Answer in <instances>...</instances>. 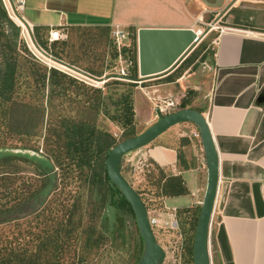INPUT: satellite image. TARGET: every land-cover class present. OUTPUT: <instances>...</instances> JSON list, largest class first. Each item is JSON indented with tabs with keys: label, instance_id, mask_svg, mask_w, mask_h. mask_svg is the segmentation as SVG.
Returning a JSON list of instances; mask_svg holds the SVG:
<instances>
[{
	"label": "crops",
	"instance_id": "1",
	"mask_svg": "<svg viewBox=\"0 0 264 264\" xmlns=\"http://www.w3.org/2000/svg\"><path fill=\"white\" fill-rule=\"evenodd\" d=\"M218 2L209 0L207 6ZM24 16L43 40H49L52 28L66 36L52 45L72 43L69 37L89 30L103 33L106 27L111 33L120 28L138 34L142 27L203 33L198 29L202 0H27ZM213 43L207 68L188 67L168 81L175 68L157 79L163 80L152 92L158 99L175 98L176 87L188 85L200 93L197 106L187 107L207 117L220 157L218 219L211 231L213 264H264V104L257 103L264 88V32L229 27L217 30ZM135 103L138 107L137 98ZM184 123L187 132L175 128L181 124L174 125L146 146L151 164L167 176H181L186 188L181 195L161 197L160 220H168L177 209L199 207L207 188L203 145L188 136L196 126Z\"/></svg>",
	"mask_w": 264,
	"mask_h": 264
},
{
	"label": "trees",
	"instance_id": "2",
	"mask_svg": "<svg viewBox=\"0 0 264 264\" xmlns=\"http://www.w3.org/2000/svg\"><path fill=\"white\" fill-rule=\"evenodd\" d=\"M0 18L6 20L17 31L20 29V26H17L8 15L1 0ZM102 32L108 40L109 28L102 29ZM34 34L36 41L49 54L63 61V57L55 53L48 45V40L43 41L37 33ZM136 40L137 32L135 30L134 44L124 50L127 55L131 52L133 59L137 61L134 72L127 76L132 80H138ZM60 44L69 46L70 42H61ZM21 57L19 52H13L8 56L4 55L0 61V113L3 117V122L0 125L5 126L4 130L12 131L13 135L15 134L13 127L37 128L34 133L28 129L16 131L14 136L19 138L21 134L30 135L31 133L37 136L36 132H38V137L43 139L45 154L38 155L40 157L36 156L40 162H31L35 163V171L42 179V184L26 193H16L15 196H12L13 191L0 192V264H89L91 260L99 256L104 241L118 233L119 237L123 236L126 239L134 236L138 262L143 254L144 240L138 229L131 204L112 182L106 166L109 152L119 141L111 132L95 122L66 115L56 116L53 112L50 113V97L54 94L55 88L61 85L59 87L65 91L68 89L67 82L79 83L76 79L59 72L54 67L48 68L46 65L26 59L30 63L31 75L34 76L41 98L34 102H27L20 98L17 88L22 75L19 68ZM114 57H118L117 51L114 53ZM90 73L93 76L102 75V72L98 73L97 71H90ZM174 77L176 76H169L166 79L171 81ZM96 92L99 93L98 100L96 99L97 106L100 108L105 104V114L123 129L122 141L136 136V112L132 93L121 94L114 102V112L111 113L102 90L97 89ZM46 97L49 100L46 101ZM110 99L113 98L110 97ZM187 104L188 102L183 100L181 108H186ZM30 106L34 107V110L40 111L42 117L34 118L31 114L28 115L29 113L23 116L19 112L12 116L13 111L29 109ZM46 115H48L47 120ZM1 146L7 147V145ZM38 150L39 147L35 148V151ZM18 156L31 157L30 154H25V156L18 154L0 158V174L6 172L3 169L9 164L6 162L7 159ZM155 166L163 173L162 177L156 180L158 181L157 197L161 199V197L185 193L186 188L181 176H167L162 168L158 165ZM56 169L60 170L59 174L64 176L78 173V176L84 179L87 185L89 184L88 192L83 194L77 192V197L73 199V202L64 197L63 192L57 191L59 188L57 182L53 183L51 178L52 174H57ZM3 176L6 175L3 174ZM4 197H7L5 201H3ZM42 197L44 199L40 202L39 209L22 216L18 215L31 200L35 201ZM161 203H163L162 200ZM145 204L149 210L146 202ZM110 205L115 208L117 221L115 232L112 233L103 224ZM161 207L163 208V206ZM181 212L193 225V227L190 225L189 230H185L183 233L185 236L187 234L191 237L189 252L191 263L194 264V231L200 213H195L196 210L191 208L176 210L177 215ZM185 223L187 222L183 224ZM117 237L116 235L114 241L117 240ZM126 239L122 241V244L126 243Z\"/></svg>",
	"mask_w": 264,
	"mask_h": 264
},
{
	"label": "rangeland",
	"instance_id": "3",
	"mask_svg": "<svg viewBox=\"0 0 264 264\" xmlns=\"http://www.w3.org/2000/svg\"><path fill=\"white\" fill-rule=\"evenodd\" d=\"M230 2L226 1L222 6H207V3L205 4V2L202 1L203 17L201 22L198 23V29L203 33L207 31V33L202 41L191 51L188 57L179 64L177 67L179 69L174 73L175 76L184 73L185 69L188 67H190L192 71L198 69L204 70L207 66L205 63L207 56H210L213 51V40L217 30L244 26L252 28V30L264 32V0H237L234 7L215 22L219 14ZM15 24L20 26L18 31L13 26L9 25L6 20L4 21V19L0 18V61H2L4 55L8 56L13 52H19L21 54L22 57L19 68L22 75L19 78L17 88V94L20 98H23V100L27 102H34L41 98L40 92L38 93L37 91L34 76L31 75L32 69L30 68V63H28L27 60L46 65L48 68L54 67L59 72L76 79L74 77L76 74L73 71L53 61H49L48 58L42 56L36 50L37 45L27 29L17 21ZM212 26L215 28L212 29ZM97 33L98 36H96ZM73 38L69 37V39H67L69 41L74 40L69 46H63V44H60L61 42L52 45L49 40L48 45L52 47L55 53L63 57V60L68 62L67 64L74 65L89 73L90 71L102 72V75H94L95 77H90L91 79L81 77L85 81L76 79L79 83L69 81L66 83L68 89L65 91L61 90L59 87L61 85L56 87L54 94L50 97V113L53 112L56 116L66 115L68 117L95 122L100 127L111 132L119 142L122 141L124 137L123 129L105 114V104L100 108L97 106V96L99 95V93L96 92L97 89L102 90L103 95L106 97L107 107L111 110V113L114 112V102L121 94L128 92L132 93L136 112L135 131L137 134L145 131L161 116L169 113L164 112L158 114L156 104H161V106L164 107L170 100V97L158 99L157 94L152 92L153 85H157L159 81L163 80L157 79L164 75L147 78L137 82V84L130 78L120 76L122 67L126 64L125 60L127 58L133 59V55L131 52L127 55L122 51V57H120L119 51L113 42L111 31L108 40L102 33L94 30H89L83 34L79 33V36L77 35ZM127 43L130 46L134 44V34L132 30L129 32ZM116 51L118 52L117 58L114 57ZM49 58L50 60L56 61L51 57ZM135 64L136 63L130 68L129 74L134 72ZM75 71L77 70L75 69ZM67 72H69V74ZM72 74L75 75L72 76ZM198 92L199 91L196 92L188 87V85L185 88L179 85V87L175 89V98L181 103L185 100L190 105L197 106V102L200 99V93ZM110 97L113 99H110ZM135 98H137L138 107L136 106ZM47 100L49 99L46 97V101ZM180 108L181 105L179 106V109ZM18 112L23 116L29 113L28 115L31 114L34 118L42 117L41 112L34 110L32 106H30L29 109L15 110L12 116L19 114ZM47 116L48 115H46V120ZM2 122L3 117L0 113V124ZM180 124L181 125L175 128H181L182 131L188 129V127L184 125L185 123ZM4 127L5 126L0 125V158L18 154H22L23 156H25V154L31 155V157L28 158L18 156L7 159L6 162H9V164L3 169L6 172L0 174V188L4 189H0V192L13 191L12 196H15L16 193H26L42 184V179H40V176L35 171V163L31 162H40L36 156L45 154V152H43V139L38 137V132H36L37 136L33 134L37 129L36 127H13L15 134L16 131H25L27 129L33 132L30 135L21 134L19 138H15V134L13 135L12 131L4 130ZM189 135L190 138L198 139L194 137L192 133H188V136ZM1 145H7V147ZM38 147L39 150L35 151V148ZM146 150L145 146L130 152L124 157L122 163L123 174L140 193L144 202L147 203L149 212L160 222L159 225L153 228L158 242L166 251V259L163 264H192L189 252L191 237L187 234L185 236L183 233V231L189 230L192 224L190 221H187L188 218L182 212L180 213L181 215L175 214L169 216L168 220H160L162 215L159 210L164 209V206L163 203H161V199L156 196L158 190V181L156 180L160 179L163 173L155 165L151 164V159L146 155ZM59 172L60 170H57V174H52L51 178L53 183L57 182L58 184L59 188L57 191L63 192V196L71 199V202L77 197V192H81L82 194L88 192L89 184L87 185L84 179L78 176V173H71L70 175L64 176L59 174ZM3 174L6 176H3ZM3 185L8 187L5 188ZM6 198L7 197H4L3 201H5ZM43 199L42 197L35 201L31 200L18 215L22 216L39 209L41 206L40 202ZM161 206H163V208ZM193 209L196 210L195 213H200L201 205L199 204V207ZM217 219L218 215H216V217L214 216L211 231ZM176 221L178 223L177 226ZM116 222L115 208L110 205L103 220V224L106 225L109 232L112 233L115 232ZM182 222L187 223L183 224ZM118 234H116L118 236L117 240H115L116 242L114 241L116 235L104 241L99 256L91 260L89 264H135L137 262L136 241L134 236L132 235L126 239L123 236L119 237L120 235ZM125 239L126 243L122 244V241Z\"/></svg>",
	"mask_w": 264,
	"mask_h": 264
},
{
	"label": "water",
	"instance_id": "4",
	"mask_svg": "<svg viewBox=\"0 0 264 264\" xmlns=\"http://www.w3.org/2000/svg\"><path fill=\"white\" fill-rule=\"evenodd\" d=\"M202 1L209 3V0ZM236 1L233 0L227 4L215 22L228 13ZM225 2V0H219L215 5L222 6ZM206 33L207 31H204L200 34L193 28H140L137 34L138 80L134 81L140 82L147 78L170 73L188 57ZM257 103L264 104V88ZM184 122H192L198 128L208 168L207 188L201 203L193 241V260L194 264H213L211 222L219 189L220 157L207 117L199 110L188 107L161 116L145 131L116 144L108 154L106 161L108 174L131 204L138 229L144 240L143 254L137 264H163L166 251L158 242L150 221L149 210L143 198L122 172L123 159L128 153L152 143L172 126Z\"/></svg>",
	"mask_w": 264,
	"mask_h": 264
},
{
	"label": "built area",
	"instance_id": "5",
	"mask_svg": "<svg viewBox=\"0 0 264 264\" xmlns=\"http://www.w3.org/2000/svg\"><path fill=\"white\" fill-rule=\"evenodd\" d=\"M1 1H2V4L4 5V7L6 8L10 18L13 19L15 22L16 21L19 22L24 28L27 29L29 34H31V36L33 37V39L35 41V44L38 47V48L36 47V50L42 56H45L47 58L51 57V58L55 59L56 61H54L52 59L51 60L53 62L59 63L64 68H67L68 70L73 71L76 75L72 74V76L75 75L74 77L80 81H85L81 77H84L87 79H91L90 77H95L91 73H89V72H87L81 68H78L74 65L67 64L64 61L53 57L36 41L33 26L27 21V19L24 16V11L27 7V0H1ZM226 1L228 2L230 0H226ZM65 37L66 36L63 33H61L59 29L52 28L49 32V42L61 40ZM112 38H113L114 44L116 45L117 50L119 51L120 57H122V51H124L125 48L130 47V45L127 43V40L129 39V32H127L123 29H120V28H116L115 30L112 31ZM125 61H126V64L124 65V67H122V72L120 74V76H122V77L129 76L130 68L133 67L134 63L137 62L131 58H127ZM75 69L77 71H75ZM67 73L69 74V72H67ZM180 105H181L180 101L173 99V98L172 99L170 98V100L167 102V104L164 107L161 106V104H156V110H157L158 114L164 113V112H172L174 110L179 109ZM192 134L194 137L201 140L200 132H199L197 127L192 132ZM218 192H219V189H218ZM217 200H218V195H217V199H216V204H217ZM216 204H215V208H214V212H213V216H212L211 228H212L214 216L216 213V206H217ZM175 214H176V210H175ZM150 221H151V224L153 227L159 225V223H160L159 220L156 217H154L151 213H150ZM177 225H178V223L176 221V226ZM211 257H212V250H211Z\"/></svg>",
	"mask_w": 264,
	"mask_h": 264
},
{
	"label": "bare ground",
	"instance_id": "6",
	"mask_svg": "<svg viewBox=\"0 0 264 264\" xmlns=\"http://www.w3.org/2000/svg\"><path fill=\"white\" fill-rule=\"evenodd\" d=\"M198 32H199V31H198ZM199 33H200V32H199ZM202 34H203V33H202ZM46 58H47V57H46ZM48 59H49V58H48ZM49 61H52V60L49 59ZM55 63H56V62H55ZM57 64H59V63H57ZM59 65H60V64H59Z\"/></svg>",
	"mask_w": 264,
	"mask_h": 264
}]
</instances>
